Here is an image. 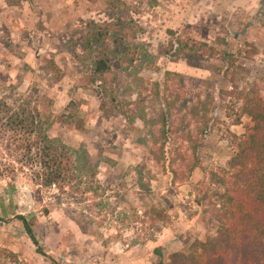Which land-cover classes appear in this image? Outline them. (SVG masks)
Instances as JSON below:
<instances>
[{
    "label": "rangeland",
    "instance_id": "obj_1",
    "mask_svg": "<svg viewBox=\"0 0 264 264\" xmlns=\"http://www.w3.org/2000/svg\"><path fill=\"white\" fill-rule=\"evenodd\" d=\"M246 1L0 0V94L13 105L27 96L50 100V136L98 160L101 198L111 205L97 216L85 212L89 204L57 207L27 181L13 193L1 182L0 264H53L45 256L55 264H159V247L164 264H185L195 242L214 234L216 225L193 219L182 201L202 194L211 172L227 167L250 124L229 94L264 76L262 0ZM108 26L118 30L124 55L114 63L115 82L102 85L93 81L101 51L89 42L96 28ZM199 43L217 55L191 60L184 48ZM134 49L136 61L126 69ZM165 104L174 125L165 149L183 174L177 181L168 174L170 161L158 163L152 153L163 143L158 120ZM152 205L167 214L155 241L143 224ZM67 210L94 220L87 233Z\"/></svg>",
    "mask_w": 264,
    "mask_h": 264
},
{
    "label": "trees",
    "instance_id": "obj_2",
    "mask_svg": "<svg viewBox=\"0 0 264 264\" xmlns=\"http://www.w3.org/2000/svg\"><path fill=\"white\" fill-rule=\"evenodd\" d=\"M114 32L111 26L96 28L89 42L91 49L96 47L101 51V58L93 64V81L102 85L115 82L114 63L124 55ZM184 51L190 53L191 60L197 61L217 55L205 43L196 44L192 49L186 46ZM135 55L136 49L129 56L126 69L134 65ZM229 94L234 95L240 104V115L248 117L250 124L238 139L236 153L227 167L211 172L202 194L194 200L182 201L193 219L203 217L206 225H216L213 235L204 242L196 241L190 252L183 255L185 264H264V76ZM170 111L169 105L165 104L158 120L162 126L159 137L163 143L152 153L158 163L170 161L168 174L177 181L183 174L173 169L175 159L172 160L165 149L170 140L169 130L174 127ZM54 124L52 103L47 98L27 96L13 105L0 94V183L5 182V191L13 193L16 185L24 180L38 193L47 191L57 207L64 205L65 201L89 204L85 212L99 216L100 212L111 207L101 198L102 187L97 179L99 162L87 151H73L63 141L52 138L50 131ZM139 168L141 166L137 167L138 171ZM194 169L195 166H190L187 173L192 174ZM142 189L149 192V188L142 186ZM43 213L48 216L50 209L45 208ZM71 213L67 210L73 220H83L79 225L82 232L87 233L94 220L84 212L81 217H74ZM144 214L148 222L143 224L152 228L150 240L155 241L154 231H160L158 224L167 222L166 210L152 205L144 210ZM16 219L39 249L29 220L22 215ZM162 248L154 250L159 264H164ZM45 257L55 264L51 258Z\"/></svg>",
    "mask_w": 264,
    "mask_h": 264
},
{
    "label": "flooded vegetation",
    "instance_id": "obj_3",
    "mask_svg": "<svg viewBox=\"0 0 264 264\" xmlns=\"http://www.w3.org/2000/svg\"><path fill=\"white\" fill-rule=\"evenodd\" d=\"M224 2H226L227 5L232 4L234 6H244V7L247 6L248 3H250V1H246V0H224ZM260 7L261 8H258V9H260V11H263L264 10V0L260 2Z\"/></svg>",
    "mask_w": 264,
    "mask_h": 264
},
{
    "label": "crops",
    "instance_id": "obj_4",
    "mask_svg": "<svg viewBox=\"0 0 264 264\" xmlns=\"http://www.w3.org/2000/svg\"><path fill=\"white\" fill-rule=\"evenodd\" d=\"M261 8V7H260Z\"/></svg>",
    "mask_w": 264,
    "mask_h": 264
}]
</instances>
